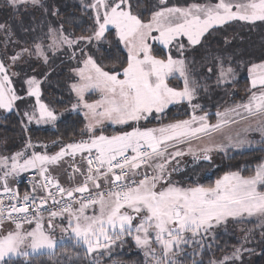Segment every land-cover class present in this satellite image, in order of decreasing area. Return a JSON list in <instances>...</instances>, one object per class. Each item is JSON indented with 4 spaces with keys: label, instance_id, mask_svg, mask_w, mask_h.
I'll return each mask as SVG.
<instances>
[{
    "label": "snow or ice",
    "instance_id": "snow-or-ice-1",
    "mask_svg": "<svg viewBox=\"0 0 264 264\" xmlns=\"http://www.w3.org/2000/svg\"><path fill=\"white\" fill-rule=\"evenodd\" d=\"M29 2L35 5L40 0H9L13 7L24 6ZM85 7L94 13L91 34L73 40L62 35L63 26L59 30L49 28L50 33L60 31L61 37L57 41L53 36V44L48 47L58 42L69 46L80 41L89 44L93 40L99 42L111 26L119 42L127 49L126 66H122L120 71H105L89 55L83 61L84 67L76 70L80 82L73 83L71 87L78 103L72 107L79 109L82 106L87 110L84 116L88 120L85 126L90 134L88 139L64 145L51 156L34 151L22 164L19 161L25 156V151L10 157L11 171H5L0 180H3L4 193L17 203L10 205L5 217L3 201L0 200V226L6 218L15 223L16 230L0 235V264H8L13 256L27 257L28 249L32 253L51 252L63 243V237L58 241L44 228L41 212L45 210L49 199L53 205H62L58 210H49V229L56 227L55 218L66 216L68 224L61 231L70 232L77 244L86 246L88 253L109 249L117 241L123 243L122 237L131 236L138 247L145 249V255L152 257L154 264H176L173 259L176 250L190 242L198 244L196 237L211 232L215 226L230 218L235 220L256 216L264 219V191L260 190L264 188V164L256 168L254 175L226 173L214 185L207 187L199 184L180 187L170 180L162 183L166 181L169 159L184 155L181 151L169 155V147L222 130L235 122L233 116H240L241 110L248 116L261 117L259 130L264 132V63L254 64L249 70L253 74L251 86L258 90L252 91L245 103L222 113L217 112V123L211 124L207 113L200 116L195 114V110L200 108V105L192 103L197 85L189 77L183 58L186 45L182 42V38L186 37L188 46L199 45L210 29L232 21L264 22V0H247L236 4L230 0H217L215 4L194 3L187 7H167L166 0H160L158 10L153 11L147 21L133 14L130 0H90ZM57 12H53V15ZM0 30L7 32L8 28L0 24ZM150 40L159 42L164 48L175 46L179 57H173L170 51L164 57L154 55ZM33 47L35 55L47 62L43 45L36 43ZM25 54L33 55L32 49L21 48L9 58L11 65H16ZM217 60V83L226 82L229 77L234 78V69L225 67L219 58ZM11 65L0 59V109L8 111L14 108L16 101L25 99L17 95L13 87L9 75ZM257 70H260L259 74H256ZM208 71L212 72L213 69L209 68ZM177 74L183 80V87L179 89L170 87L168 83V78ZM25 83L26 96L35 98L33 111L23 114L28 122L54 123L57 114L42 101L40 80L31 76ZM90 89H98L102 93L101 99L88 103L85 93ZM182 101H187L193 108L190 119L176 121L159 129L133 127L131 131L115 135H104L103 132L97 135L95 132L96 126L104 120L114 124H127L129 121L138 124L154 112L162 113L169 105ZM245 143L250 142L241 140L233 146L239 148ZM32 147L31 141L25 145V149ZM129 151L132 155L128 154ZM209 151L211 149H204L203 159H211L207 155ZM77 154L87 164L84 171L72 165L73 173L79 172L84 177L83 183L65 188L48 175L47 166L57 164L65 157L74 159ZM159 158H163L164 162L155 165V174L149 176L138 172L141 166L150 167L149 162ZM8 160L9 157L0 158V164L7 167ZM30 168L38 169L44 181L39 187L45 195L39 197L38 204L36 197L28 193L20 202L18 193H13L8 187L9 175ZM137 175L143 178L137 180ZM102 182L109 185L107 191L101 190ZM52 188L56 190L55 193ZM92 188L96 189L94 194ZM35 192L34 187L33 194ZM77 193L79 199L74 195ZM57 195L61 197L60 200H57ZM77 204L79 207H74ZM97 206L98 213L95 211ZM89 208L94 210L92 215L87 214ZM33 222L34 228L24 230L25 223L31 226ZM153 243L159 244L161 257H156ZM240 258V249H236L231 257L225 256L223 260L211 261L210 264H229L230 261L234 264Z\"/></svg>",
    "mask_w": 264,
    "mask_h": 264
},
{
    "label": "rangeland",
    "instance_id": "rangeland-1",
    "mask_svg": "<svg viewBox=\"0 0 264 264\" xmlns=\"http://www.w3.org/2000/svg\"><path fill=\"white\" fill-rule=\"evenodd\" d=\"M71 3L78 7L84 16H87V22L93 24V11L91 9L86 8L85 6L90 3V0H70ZM140 0H137L138 2ZM144 2H148V6L144 7L141 5V12H145V14L136 13L133 11V14L139 15L141 19L147 21L151 18L152 12L158 10V6H160V0H145ZM217 0H166L167 7H187L191 4H215ZM231 3H244L247 0H230ZM131 3V0H130ZM72 7V6H70ZM57 12V14L53 15V12ZM60 7L58 4V0H40L38 4H31L30 2L24 6L13 7L9 0H0V24L6 25L8 31L0 30V59L5 60L7 65H11L10 57L14 55L16 52H19L21 48H30L33 51V55L29 56L25 54L23 58L17 62L16 65H11L9 67V75L13 80V87L17 90V95L24 96L25 99L23 101H16L14 108L11 111L0 109V123L1 120L12 114L16 113L20 118L24 125V127L28 130L31 129H40V130H54L56 129L59 121L65 119L71 114H80L84 119V135L78 137L73 140L71 143L79 142L80 140L88 139L90 135L86 131V125L88 120L84 116V112L87 111L82 106L79 109H73V105L78 103V98L76 93L72 90L71 85L73 83L80 82L79 75L77 73V69L83 68V61L87 58V56L91 55L97 62V49L101 44L105 42V37L101 41L93 40L90 44L84 41H80L77 44L69 46L63 43H56L53 47H48L53 44V36L57 41L60 40L61 32L56 31L54 33L49 32V28L59 30L61 26H63L62 35L68 36L70 39L75 40L77 37L83 35H74V29L65 24V20L63 16L59 15ZM71 14L75 13V10L71 8ZM61 14V13H60ZM264 25V22L256 21L255 23L245 22V21H232L222 26H215L213 29H210L208 33L204 35L201 40V43L196 46H188L187 38H182V42L186 45L185 51L183 53V58L186 61L189 77L191 80H194L197 85L196 95L192 101L193 104L200 105V108L195 110V114L197 116L204 115L207 113L208 122L211 124L217 123L218 117L217 112H224L227 109L235 108L236 105L245 103L246 101H236V104L229 103L233 98V95L236 97L242 91H240L239 83L244 77L249 81L250 91L247 94L249 97L252 91H257L258 89H253L251 86L252 75L250 73V69L252 66L259 65L264 63V60L253 61L250 59L244 60V58L248 56L261 57L264 59V28L261 27ZM229 26H233L236 28V36L233 38L236 41V45H240L243 47H239L238 52L234 53V55L238 58H242L241 61H236L233 56L228 53V49H214L218 48L213 46L214 48H210V43L216 37L218 33H220L224 28H228ZM250 30H248V28ZM252 27H259L257 29H253ZM215 30H221L215 32ZM112 32L115 38L118 40L116 36V31L113 27H109V31ZM105 33V36L108 34ZM154 35H158V33H154ZM230 37L227 34L223 35L224 45L222 47H227L231 44ZM40 43L44 47L45 54L47 55V62H45L44 58L41 56L35 55L34 44ZM149 43L153 47V54L158 57H164L170 51L173 57H179V53L176 50L175 46L170 48H164L163 45H160L157 41H149ZM120 47L127 55V49L124 47L122 43H120ZM201 46H205L201 48ZM237 47V46H235ZM154 50H158L160 54H156ZM199 50L198 53L195 51ZM219 58L224 62L225 67H231L234 69L235 76L234 78L229 77L228 81L223 83H217L218 77V63L217 60ZM252 61V62H251ZM212 68L213 71L209 72L208 69ZM62 71H67L66 79L62 82L63 86H65L66 96H70L73 100L67 103V106L58 110L51 103L45 101L44 92H46L49 88H51V78L59 74ZM120 71V70H118ZM260 70H257L256 74H259ZM13 73H17L18 75H12ZM35 76L41 82V99L44 103H46L51 109H53L57 114V120L54 123H40L37 124L35 121L28 122L27 118L23 115L24 112L33 111V106L35 105L34 97H27V84L25 81L31 77ZM121 78H123L121 76ZM168 83L170 87L174 88H182L183 80L177 75L170 76L168 78ZM235 85L233 86V84ZM237 84V85H236ZM233 86V88H231ZM89 96H94V99H89ZM102 93L98 89H90L85 93V100L88 103H93L94 101L100 100ZM232 97V98H231ZM247 97V98H248ZM67 101L66 98H64ZM229 103V104H228ZM183 109L184 112H187L189 116L187 118L181 120L190 119L193 115V108L187 101H182L178 104L169 105L164 112L162 113H153L148 117L147 120H141L138 124L136 122L129 121L127 124H114L111 121L104 120L102 124L97 125L95 132L97 135L103 132L104 135H115L124 131H131L133 127L140 128H155L159 129L165 125L174 122L168 123H158L161 119L166 116L171 110H179ZM213 116H212V115ZM241 114H244L241 110ZM235 115L233 116V118ZM180 121V120H178ZM176 122V121H175ZM261 127V117L258 116H247V118H240L235 121L233 125H227L222 130L217 132H212L208 135H203L199 138H193L189 141L175 144L174 147L168 148V154L171 155L176 151H181L184 153L182 156H177L174 159H169V162L166 165V181L162 183H166L167 180H170L172 183L176 184L180 187H189L196 186L192 184V181L198 182L206 179L211 175L219 166L223 163L224 157L227 154V150L229 148H235L238 150V147H234L233 145L238 141H250L248 148L255 147V142L260 137H264V132L260 131ZM111 129V130H110ZM249 130L248 137L243 134V130ZM230 135L235 137L234 140H229ZM248 139V140H247ZM255 141H252L254 140ZM229 140V141H228ZM70 144V143H69ZM26 145V143H25ZM25 145L12 153L2 155L0 154V158L9 157L7 162V167H4L3 164H0V177L4 176L5 171H11V159L15 153L20 151H25V156L20 159L19 163H23L24 159H27L32 152H40L41 154H47L49 156L54 155L56 152L60 150V148H52L51 145L45 144L42 142H32L34 147L25 149ZM218 145H222L223 147H217ZM254 145V146H250ZM49 146V148H46ZM191 148V151H189ZM204 149H211L207 154L210 155L211 159L208 162H203L201 159L204 157ZM129 154L132 153L129 151ZM87 154H85L86 156ZM73 161H86L81 157L80 154H77L75 158L65 157L57 164L48 165V175L50 177L55 176L54 171L57 169H64L66 167H70L73 165ZM164 159H154L150 161V167L142 166L145 173L151 171V175L155 174V165L158 163H163ZM264 164V162L262 163ZM261 165V164H260ZM258 167V166H257ZM34 170L28 169L26 171H22L17 173H13L7 177L8 187L11 189L14 188V184L16 179L25 173ZM170 174V175H169ZM225 174L221 175L219 178L223 177ZM141 177H135V179H142ZM216 179V180H217ZM215 180V181H216ZM214 181V184H215ZM14 183V184H13ZM213 184V185H214ZM200 185V184H199ZM159 187V185H158ZM207 187V186H206ZM109 185L104 189L101 188L102 191H107ZM0 190H3V180H0ZM264 191V188L260 189ZM79 207V206H78ZM88 215L93 214V209L89 208L86 210ZM98 213V206L95 209ZM44 217L43 224L46 231L50 232L51 235L56 238L58 241L63 237V241L73 239L70 232L64 233L61 231L62 227H66L68 224V220L65 217H57L54 220V224L56 227L54 229L48 228V213L41 214ZM246 221H254V225L248 226L245 225ZM139 221H134V223H138ZM264 219L253 216L248 217L244 216L239 219H229L227 222H223L220 225L215 226V228L207 233L202 234L201 236L196 237V240L199 243H188L186 245H182L181 249L176 250L177 254L173 257L176 261V264L181 263L180 259H185L186 256H192L194 261L198 259L201 260L200 254L203 249H208L210 241L222 231H230L233 232L240 242L237 248L232 249L228 254L220 256L218 259H214L213 261L223 260L225 256L231 257L233 252L236 249H240V259L235 260L234 264H251L253 262L254 257L257 258L260 250L264 247ZM7 227L0 235L7 234L8 231H15V225L5 226ZM35 227V223L31 226L28 224H24V230L30 231ZM135 235V233H133ZM154 235V234H153ZM135 242V240H134ZM136 244V243H135ZM82 246L86 249V246L82 244ZM137 247V251L141 252L147 262V264H154L151 256L145 255V249L141 247ZM123 245L116 242V244L112 245L109 249H99L98 251L88 253L90 259L96 264H104L102 261L104 259H108L111 255H113L117 251L123 250ZM152 248L156 250V257L162 256V250L159 244L153 243ZM260 248V249H259ZM56 249V248H55ZM29 256L43 254V253H51L47 250L41 253H32L30 249ZM198 256V258H196ZM27 258L25 256H13L12 258ZM7 259V258H6ZM229 264H232L230 261Z\"/></svg>",
    "mask_w": 264,
    "mask_h": 264
},
{
    "label": "trees",
    "instance_id": "trees-1",
    "mask_svg": "<svg viewBox=\"0 0 264 264\" xmlns=\"http://www.w3.org/2000/svg\"><path fill=\"white\" fill-rule=\"evenodd\" d=\"M131 0L132 11L136 13L145 14L141 12V5L144 7L148 6V2L145 0ZM60 7L59 15L63 16L65 24L74 29V35L87 36L91 34L93 30V25L87 22V16H84L78 7H75L70 0H58ZM72 6V7H70ZM71 8L75 10L74 14H71ZM264 28V25L261 26ZM251 27L248 28L250 30ZM257 29L259 27H252ZM221 30H215V32ZM230 37L231 44L227 47H222L224 45L223 35L227 34ZM236 28L229 26L224 28L220 33L210 43V48L216 46L218 48L214 49H228V53L234 57L236 61H241L242 58H238L234 53L240 51V45H236V41L233 40L236 36ZM237 46V47H235ZM205 46H201L204 48ZM156 54H160L158 50H154ZM199 50L195 51L198 53ZM250 59L253 61L264 60L261 57L248 56L244 60ZM127 55L120 47L118 40L115 38L112 32H108L105 36V42L99 46L97 49V63L104 68L105 71H118L121 70L122 66H126ZM252 62V61H251ZM67 71H62L59 74L52 76L51 78V88H49L45 95V101L51 103L58 110H62L67 106V103L73 99L70 96H66L65 86L62 82L66 79ZM235 83L233 84V86ZM237 85V84H236ZM240 87V93L236 97L230 99L232 104H236L237 101H246L247 94L250 91L249 81L244 77L238 84ZM231 86V88H233ZM67 101H65V99ZM89 99H94V96H89ZM228 103V104H229ZM212 115V114H211ZM189 114L184 112L183 109L171 110L166 116H164L158 123H168L175 122L184 118H187ZM213 116V115H212ZM84 119L80 114H71L65 119L59 121L56 129L54 130H40L31 129L28 130L24 127L21 118L16 114L12 113L1 120L0 123V154L5 155L12 153L20 148H22L25 143L29 141L32 142H42L51 145L52 148H60L64 145L71 143L73 140L84 135ZM111 130V129H110ZM49 148V146H46ZM129 154V153H128ZM131 155V154H130ZM264 162V142L256 143L255 147L250 149L238 151L235 149L228 150L226 156L224 157L223 163L211 173L206 179L202 181H192L194 185L200 184L204 186H212L214 181L221 175L230 172H239L242 176L254 175L257 166ZM203 163V162H202ZM88 195L87 193H85ZM75 205L74 207H77ZM254 221H246L245 225H254ZM123 250H119L111 255L108 259H104L102 263L104 264H147L143 254L137 251L134 239L131 236L122 237ZM240 242L236 238L235 234L230 231L219 232L209 244L208 249H203L200 254L201 260H196V264H210L215 258L218 259L222 255L228 254L232 249L237 248ZM260 249V248H259ZM257 258L254 257L251 264H264V247L260 250ZM198 258V256H196ZM214 258V259H213ZM179 264H194V258L192 256H186V258L179 260ZM8 264H96L93 262L86 249L82 244H77L75 240L69 239L63 241L57 245L56 249L51 253H43L38 255L29 256L27 258H11Z\"/></svg>",
    "mask_w": 264,
    "mask_h": 264
},
{
    "label": "built area",
    "instance_id": "built-area-1",
    "mask_svg": "<svg viewBox=\"0 0 264 264\" xmlns=\"http://www.w3.org/2000/svg\"><path fill=\"white\" fill-rule=\"evenodd\" d=\"M130 155V154H129ZM43 177L40 175L38 171H32L24 176L18 177L15 182V186L12 189L13 193H18V196L20 198V202L22 201L23 196L25 193H28L30 195H34L36 197V203H40L39 197L44 196L45 192L43 189L39 187L40 184H42ZM36 188V192L33 194V188ZM54 193L56 190L54 188L51 189ZM77 199H79V194H74ZM86 195V194H84ZM57 200H60L61 197L57 195ZM0 200L3 201V206L5 208V217H7V211L10 208L11 204H16L17 201L11 199V196L9 194H5L3 190H0ZM64 200H67V197H64ZM62 205H53L52 201L49 199L48 203L44 206L45 210L41 212V214L48 213L49 210H58L59 207ZM75 206V205H74ZM15 217H18V214H13ZM15 225V223L12 220L4 219L3 225L0 226V228L5 227V226H12Z\"/></svg>",
    "mask_w": 264,
    "mask_h": 264
},
{
    "label": "crops",
    "instance_id": "crops-1",
    "mask_svg": "<svg viewBox=\"0 0 264 264\" xmlns=\"http://www.w3.org/2000/svg\"><path fill=\"white\" fill-rule=\"evenodd\" d=\"M247 100H248V98H247ZM246 100V101H247ZM247 114L246 113H244V114H241L240 116H235L233 119L235 120V121H237V120H239L240 118H247ZM249 117H251V116H249ZM234 124H235V122H234ZM230 125H233V123L232 124H230ZM250 132H249V130H243V134L246 136V137H248V135H250L249 134ZM235 139V137L233 136V135H230V139L229 140H234ZM228 140V141H229ZM248 140V139H247ZM252 141H255V139L254 140H252ZM264 142V137H260V138H258V140H256L255 142H258V143H260V142ZM248 142H251V140L250 141H248ZM248 146H249V143H245V145L243 146V147H239L238 148V151H242V150H246L245 148H248ZM250 146H254V145H250ZM232 149H235V148H229L228 150H232ZM227 150V151H228ZM235 150H237V149H235ZM207 155H209V154H207ZM210 156V155H209ZM202 162H204V161H202ZM208 162V161H207ZM73 164H75V166L76 167H78V168H80L82 171H84V170H86V168H87V164H86V161H81V162H79V161H75V163H74V161H73ZM32 171H38L39 172V170L38 169H34V170H31V171H29V172H27V173H25L24 175H26V174H28V173H30V172H32ZM138 172L139 173H141V174H143V173H145V171L143 170V168H142V166H141V168L138 170ZM54 173H55V176H53L52 178L54 179V180H58L59 181V183L61 184V186H63V187H65V188H73V187H76V186H78V185H80V184H82L83 183V180H84V177L79 173V172H77V173H73V168H72V165H70V167H66V168H64V169H57V170H55L54 171ZM149 176H150V174H151V171H149L148 173H147ZM24 175H21V176H24ZM20 176V177H21ZM142 175H137V177H141ZM14 184V183H13ZM107 185L108 184H105V183H103L102 182V186H101V188L102 189H104L105 187H107ZM91 187V186H90ZM12 189V188H11ZM92 190V192H93V194L96 192V189H94V188H92L91 189ZM79 206V205H78ZM77 206V207H78ZM9 227V226H8ZM7 227H2V228H0V233L1 232H3L5 229H6Z\"/></svg>",
    "mask_w": 264,
    "mask_h": 264
},
{
    "label": "water",
    "instance_id": "water-1",
    "mask_svg": "<svg viewBox=\"0 0 264 264\" xmlns=\"http://www.w3.org/2000/svg\"><path fill=\"white\" fill-rule=\"evenodd\" d=\"M201 161L207 162L208 160H205V159L202 158Z\"/></svg>",
    "mask_w": 264,
    "mask_h": 264
}]
</instances>
